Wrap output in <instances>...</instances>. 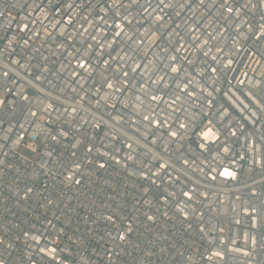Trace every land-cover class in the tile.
Listing matches in <instances>:
<instances>
[{"label":"built area","instance_id":"2783aa9c","mask_svg":"<svg viewBox=\"0 0 264 264\" xmlns=\"http://www.w3.org/2000/svg\"><path fill=\"white\" fill-rule=\"evenodd\" d=\"M0 264H264V0H0Z\"/></svg>","mask_w":264,"mask_h":264}]
</instances>
